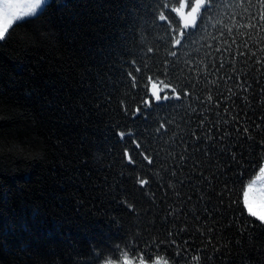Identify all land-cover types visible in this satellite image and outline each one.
Listing matches in <instances>:
<instances>
[{"label": "trees", "instance_id": "1", "mask_svg": "<svg viewBox=\"0 0 264 264\" xmlns=\"http://www.w3.org/2000/svg\"><path fill=\"white\" fill-rule=\"evenodd\" d=\"M156 3L48 0L41 18L21 22L0 41V264H95L94 248L117 258L127 252L133 261L138 255H159L170 264H196L191 257L199 255L200 264H264V230L253 228L255 218L248 216L242 203L243 186L255 178L264 161L260 144L264 140V52L249 41L255 56L225 55L226 64L230 60L233 67L213 69L206 67L212 57L205 59L200 38L190 36L196 43L188 51L207 81L185 64L180 49L179 60L172 63L174 58H168L171 75L157 79L180 87L192 81L187 85L191 99H173L145 109L141 101L151 91L146 76L154 73L138 74L139 86L131 89L126 72L132 69L123 62L133 57L122 55L119 45L126 37L128 47L138 51L137 59L142 57L149 66L161 63L164 47L155 55L147 53V47L168 40L167 22H153ZM168 3L178 6V0ZM164 11L178 27L179 15ZM258 37H264V32L253 33L254 39ZM235 38L243 50L245 37L237 33ZM231 51L235 54L237 46ZM225 73L234 78L227 79ZM209 92L213 100L200 107L197 98L206 101ZM138 104L143 109L139 118L131 114ZM200 119L206 121L202 131ZM158 121H168L166 135H157ZM116 124L136 134L153 158V165H147L133 153L137 165H144L143 174L151 178L148 195L134 189L128 179L134 173L121 152L134 146L127 140L118 143L113 132ZM193 130L217 137L227 132L223 146L235 149L238 156L243 153L242 166L217 174L209 185L195 178L198 173L189 160L186 169L177 167V171L180 179L194 174L191 184L186 181L181 187L173 181L170 189L167 185L173 178L167 171L181 163L172 157L195 143ZM220 147L216 146L212 159L227 162V153L219 156ZM204 167H210L207 160ZM136 171H141L139 166ZM215 171L211 167L207 179ZM225 181L229 191L221 201ZM173 189L180 191L179 199ZM125 190L132 191L128 199L137 202L138 214L129 213L121 203ZM173 209L176 217L166 220ZM184 227L187 230L179 232ZM245 228L249 232L242 235ZM169 231L178 233L180 248L167 242Z\"/></svg>", "mask_w": 264, "mask_h": 264}, {"label": "snow or ice", "instance_id": "2", "mask_svg": "<svg viewBox=\"0 0 264 264\" xmlns=\"http://www.w3.org/2000/svg\"><path fill=\"white\" fill-rule=\"evenodd\" d=\"M46 0H0V41H5L15 28L19 27L21 22H28L30 18H41V10L44 9ZM151 7V6H149ZM170 9L172 12H175L179 15V26H174L172 21L165 11ZM236 9H241L242 13L235 11ZM255 9V11H252ZM135 11V7H133ZM227 17L226 20L222 17ZM153 22L155 21H166L167 29L166 34L168 35V40L163 41V38H159L163 41L162 44H156L154 47H147V53L155 55L160 47H164L166 51L165 58L158 65L149 66L147 63L142 62V57L137 59L138 51H134L132 48L128 47V42L126 37H122L121 44L119 47L124 49L122 55L133 57L130 61L124 60V64L130 67L132 70L126 72V76L129 78L128 86L131 89H135L139 86L137 75L143 76L145 73H154L152 75H147L146 79L148 85L150 86L149 98L141 101L145 109H151L153 104L160 105L162 103L169 102L170 100L182 101L184 97L191 99V92L188 88V84L192 81H188L184 87H180L179 84H172L170 81H164L157 79V77H164L171 75V66L169 62V57L174 58L172 63H175L176 60L180 59L178 52L180 49H184V56L187 58L185 64L189 67H194L196 69V75L199 79H204L207 81V76L202 74L199 71V67L196 65V62L192 60L191 53L188 51L196 41L190 40L189 37L197 35L201 40V47L205 50V59L209 56L212 57L210 64L206 67H211L213 69H223L226 66L233 67L230 60L225 62L224 56L227 55L230 58H234L235 55L239 56H248L251 54L255 56V52H251V45L249 41L256 44L259 51L264 52V37H258L257 39L253 38V33L264 32V0H178V6L171 7L168 3V0H157L155 7L152 10ZM231 25V26H229ZM237 33H241L245 37L243 41V50L240 48V41L235 37ZM209 41H211L209 43ZM145 41L141 37L140 43L143 44ZM233 45L237 46V52L234 54L231 51ZM155 48V51H154ZM113 52L116 51L115 48L112 49ZM219 57L217 60L216 57ZM261 63V61H257ZM207 75H212L209 72ZM225 77L229 80L234 78V75H228L225 73ZM219 78V77H218ZM247 91L248 89H243ZM231 92V90H228ZM223 95V93H221ZM213 96L210 94L207 96L205 101L202 98H197V103L200 107H203L205 103L211 102ZM264 103V101H262ZM121 106L123 107L124 113L128 114V108L126 100L122 99L120 101ZM191 107V105H190ZM215 107H219V104H216ZM143 109L138 104L131 112V114L139 118L142 114ZM195 113V109L193 110ZM228 110L225 109V112ZM207 115V113H204ZM145 120L148 119L147 116L144 117ZM158 127L155 129L157 135H166L167 129L166 124L168 121H158ZM223 123H228L227 120H224ZM206 125L204 119L199 120V128L202 131ZM215 127V125H213ZM259 127V125H257ZM163 130V131H162ZM242 131L245 134L249 133V129L244 127ZM114 135L118 139V143H125L126 140L130 142L134 147L130 150L127 146L123 147L121 156L125 165L128 166L131 170V173L128 179L133 181V188L137 189L144 195H148L146 189L150 185L151 178L143 174L144 165L141 163L137 165V160L133 153L139 155L142 158V161H146L147 165H153V158L148 153V149L144 147L143 142L136 137L132 131L122 128L119 124H116L113 128ZM229 134L227 132L224 135L217 137L212 132H206L204 135H200L199 131L193 130L191 132V139L195 141L194 144L187 145L182 153L176 154L172 159L179 160L181 163L173 165L167 171V174L173 178L172 181L167 185L168 188H173V181L178 183L181 187L185 186L187 181L188 184H191L194 174H189L185 179H180L177 171V167L181 171L188 167L189 160L192 161V167L196 169L198 175H195V178L202 180L205 184H211L217 179V174L220 176L225 175L226 172L232 171L233 165L236 167H241V161L243 160V153L239 156L236 154L235 149L229 150L228 147H224L225 138ZM246 139L252 140L251 135H246ZM205 147H201V145ZM262 147H264V140L260 141ZM221 145L219 149V156L223 157L226 153L228 155V161L225 162L220 159L213 160V154L217 151L216 146ZM191 149V151H189ZM185 153H188L187 155ZM199 153L200 155H197ZM203 156L205 159H201ZM205 160H207L209 168H205ZM137 166L140 167L141 171L137 172ZM215 167L216 171L212 172L211 180L207 179L206 173L210 170L211 167ZM164 171V169H161ZM157 172L155 175H159ZM121 176H124V173H120ZM257 179H264V165L259 167V175ZM254 182H249L243 186L242 191V203L244 209L247 210V214L250 217H254L253 228L259 227L264 230V216H259L251 210L249 207L248 197L250 193L256 191L253 187ZM175 191L176 197L179 199L181 193L179 190L173 189ZM227 181L224 183V187L219 193V198L223 201L224 195L228 192ZM132 196V191L125 190L124 199L121 203L127 209L129 213L138 214L136 208V201L129 200L128 197ZM258 196L261 200H264V188L260 189ZM154 199V194H152ZM203 199V197H201ZM188 200H191V197H188ZM180 214H183V209L180 210ZM177 212L169 210L165 219L168 217H176ZM198 219V217H197ZM186 227L180 228L179 232L186 231ZM249 229L245 228L242 235L248 233ZM178 233H173L169 231L167 233L168 237L171 239L167 241L177 248H180V245L175 239V235ZM157 243H163V241H157ZM187 243V241H185ZM237 244L240 241L236 242ZM150 246V245H149ZM119 248V245H116ZM180 253L177 252V255ZM201 256L193 255L191 260L200 264ZM93 260L95 264H170L168 259L162 258L159 255L153 257L151 255L145 257V255H138L136 261H133L127 254V252L122 253V255L117 258L115 256H106L103 249L97 250L93 249Z\"/></svg>", "mask_w": 264, "mask_h": 264}, {"label": "rangeland", "instance_id": "3", "mask_svg": "<svg viewBox=\"0 0 264 264\" xmlns=\"http://www.w3.org/2000/svg\"><path fill=\"white\" fill-rule=\"evenodd\" d=\"M47 1L48 0H46V3ZM262 165H264V161ZM258 175L259 173L255 176V178L249 181V182H254L253 187L254 189H256V191L253 193H250L248 197V202H249V207L251 208L253 212H255L259 216H264V200H261L258 196L259 190L264 188V179H257ZM249 182H247V184Z\"/></svg>", "mask_w": 264, "mask_h": 264}]
</instances>
